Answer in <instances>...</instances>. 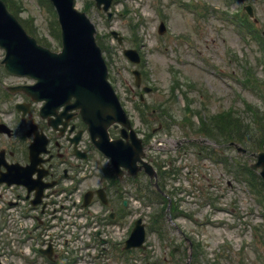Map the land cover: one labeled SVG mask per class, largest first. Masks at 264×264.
Masks as SVG:
<instances>
[{
  "label": "rangeland",
  "instance_id": "rangeland-1",
  "mask_svg": "<svg viewBox=\"0 0 264 264\" xmlns=\"http://www.w3.org/2000/svg\"><path fill=\"white\" fill-rule=\"evenodd\" d=\"M8 1L34 36L48 43L52 50L60 49L58 28L53 24L47 2ZM75 1L76 7L87 12L95 25V34L105 46L102 55L108 67L107 78L140 136L147 131V125L140 117L142 105L138 96L142 94L143 104L152 106L154 114L150 115L147 109L145 112L146 121L151 122L150 128L154 127L156 132L150 140L156 152L149 154L164 161L165 168L170 164L168 158H174L170 165H175L179 171L175 178L166 181L165 188H169L168 191L177 189L173 194L177 208L186 213L174 220L176 224L164 222L166 234L160 238L149 226L152 210L158 209L161 203L154 202L148 207L141 199L128 200L131 202L129 209L133 211L122 217L118 226L107 225V232L111 234L106 245L110 249L108 254L94 261L85 249L78 257V264H184L192 240L201 244L194 264H264V218L259 197L249 189L244 178H235L225 166L213 163L208 157L198 158L189 144L182 146L186 150L176 152L175 149L182 136H193L186 128V116L197 125L200 118L208 122L211 114L234 108L248 121L250 117L243 106L244 100L261 106L260 113H264V41L260 36L264 29V0H113L109 19L105 12L95 7L94 0ZM245 3L251 4L257 20L252 27L250 23V28L241 22V12L249 18L242 11ZM160 21L165 26L163 34L157 31ZM110 30L122 35L119 44ZM124 48H135L140 62L131 63L122 54ZM2 53L0 49V58ZM134 68L140 71L139 87L135 86ZM22 81L26 80L0 76V87L2 83ZM145 85L152 90L144 93L141 87ZM186 96L197 114H187L182 109L187 102ZM3 101L0 98V117L12 122L13 115ZM159 122L162 128H158ZM196 137L206 139L198 134ZM227 152L236 161L247 162L244 157L238 158L234 150ZM93 157L94 163L104 165V160L96 155ZM93 168L95 175L85 186L98 184V169ZM140 216L146 224V247L129 253L122 252L120 244L111 247L110 242L128 236L131 221ZM5 219L4 213H0V263L28 264L27 256L22 254L23 250L28 251V246L19 242V228ZM83 220L74 225L75 230L78 228V239L73 245L78 248L88 237V230L78 227V224L83 226ZM45 221L43 239H47L49 233V238L56 240L54 244L61 245L63 239L59 229L66 227L60 228L57 222L58 228L48 230L47 217ZM183 235L189 243L183 240ZM72 236L67 241H71ZM175 246L179 248L172 252ZM33 251L31 249L28 258H36V262L30 264H46Z\"/></svg>",
  "mask_w": 264,
  "mask_h": 264
},
{
  "label": "water",
  "instance_id": "water-1",
  "mask_svg": "<svg viewBox=\"0 0 264 264\" xmlns=\"http://www.w3.org/2000/svg\"><path fill=\"white\" fill-rule=\"evenodd\" d=\"M53 2L58 22L61 26L62 50L51 52L46 47L36 44L35 39L29 37L15 17L6 10L5 4L0 0V47L5 50L3 62L8 71L15 74H27L36 79L33 86H17L29 93L33 99L45 100V105L53 104V107L67 103L74 96V101L69 102L68 107L79 109L84 121L89 125L91 135H98L95 145L106 155L112 158L114 167L127 166L128 163L135 164L140 160L142 146L140 140L135 136L128 121L126 112L122 110L120 102L114 89L107 81V67L100 48L94 42V25L84 12L74 9L73 0H50ZM111 0H96V6L103 3L106 10ZM251 15V8L247 6ZM110 14V13H109ZM108 14V16H109ZM163 32V25L159 26ZM115 36V32H112ZM264 37V31H263ZM118 41L121 40L117 37ZM126 55L132 62L139 61V55L133 49H124ZM136 84H139L138 71L134 70ZM149 90V88H145ZM44 105V106H45ZM46 108V107H45ZM122 124L121 134H126L129 129L131 142L123 143L120 138L109 140L107 128L112 124ZM238 150H245L238 146ZM255 158L251 167L260 168L259 173L264 178V151L251 153ZM146 171L153 174L152 167L145 163ZM138 170L132 169V173ZM30 171L26 168L23 175H15L7 180V183L18 182L28 185ZM38 197L41 195L38 191ZM144 226L140 219L135 221L129 239L126 240V248L130 246H141L144 240Z\"/></svg>",
  "mask_w": 264,
  "mask_h": 264
},
{
  "label": "flooded vegetation",
  "instance_id": "flooded-vegetation-1",
  "mask_svg": "<svg viewBox=\"0 0 264 264\" xmlns=\"http://www.w3.org/2000/svg\"><path fill=\"white\" fill-rule=\"evenodd\" d=\"M4 72L1 67L2 78H10L11 74ZM25 82L30 81L26 79ZM13 84L16 83H2L0 87V98H3V102L8 105L9 113H16L17 116V119L14 117L12 122L0 117V124L2 123V126L0 125V176L20 170L23 165L31 163L30 157L36 155L30 169L35 174L43 173L41 183L50 179L55 181L63 179L69 176L71 171L82 168L84 163L93 167L95 162L93 155L98 156L101 161L104 160L91 145L80 113L68 110L56 118L44 119L39 115L41 103L31 102L30 97L23 92H10L8 88ZM17 103L24 104L26 111L17 112L15 108ZM99 170L101 175L98 180H100L101 190L98 191L106 196L105 206L109 207L110 215L116 217L122 211V206H128L126 201L123 200L122 203L119 201L120 184L122 183L125 189V184L128 183V190L132 194L135 190V178L126 175L124 170L121 176H115L112 169L107 168L103 174V169Z\"/></svg>",
  "mask_w": 264,
  "mask_h": 264
},
{
  "label": "trees",
  "instance_id": "trees-1",
  "mask_svg": "<svg viewBox=\"0 0 264 264\" xmlns=\"http://www.w3.org/2000/svg\"><path fill=\"white\" fill-rule=\"evenodd\" d=\"M9 5V4H8ZM256 113H254V124L251 122H244L239 124V119L236 116H228L227 118V129L229 132V139L239 140L243 145L247 146V148L251 149H261L264 148V113H260V111L256 110ZM238 119V120H237ZM220 126V123L218 122L217 127ZM209 130L213 131L211 128ZM240 165V172L244 170L243 172L249 177V181L252 182V184H256L255 192L257 195L261 197V195L264 197V181L261 180L257 173H255L253 170L249 169L247 165ZM238 165V167H239ZM250 182V183H251ZM160 184V183H159ZM155 200L162 199L161 196L157 191H153ZM261 194V195H260ZM166 202V200H165ZM165 205L161 206L159 211H157L154 215L153 222L155 223V227L158 232L163 227V221H165V211H164ZM172 211V217L174 218L178 213L177 210L171 206L170 208Z\"/></svg>",
  "mask_w": 264,
  "mask_h": 264
}]
</instances>
